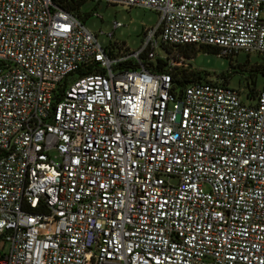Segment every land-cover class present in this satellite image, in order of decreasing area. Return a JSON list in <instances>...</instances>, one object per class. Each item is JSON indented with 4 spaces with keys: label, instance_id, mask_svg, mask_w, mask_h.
Masks as SVG:
<instances>
[{
    "label": "built area",
    "instance_id": "1",
    "mask_svg": "<svg viewBox=\"0 0 264 264\" xmlns=\"http://www.w3.org/2000/svg\"><path fill=\"white\" fill-rule=\"evenodd\" d=\"M92 1L160 19L125 51L55 0H0V264H264V87L174 92L142 58L264 55V0Z\"/></svg>",
    "mask_w": 264,
    "mask_h": 264
},
{
    "label": "rangeland",
    "instance_id": "2",
    "mask_svg": "<svg viewBox=\"0 0 264 264\" xmlns=\"http://www.w3.org/2000/svg\"><path fill=\"white\" fill-rule=\"evenodd\" d=\"M81 12H90L85 21L81 20L97 36L102 46L117 49L121 45L120 48L125 51L139 50L143 44L146 30L157 25L160 19L159 12L156 10L92 0H87L82 5ZM95 13L99 16H96ZM116 22H119L121 26L116 28ZM124 45L128 47L125 49ZM156 54L157 56L166 55L162 45L156 49ZM189 63L194 69L206 72L210 81L223 83L227 78L229 86L240 92L244 102L255 101L246 97L247 82L250 68L264 64L263 54L241 51L238 54L227 56L199 51L193 59L189 60ZM257 87L259 90L264 87V75L262 73L258 75Z\"/></svg>",
    "mask_w": 264,
    "mask_h": 264
},
{
    "label": "trees",
    "instance_id": "3",
    "mask_svg": "<svg viewBox=\"0 0 264 264\" xmlns=\"http://www.w3.org/2000/svg\"><path fill=\"white\" fill-rule=\"evenodd\" d=\"M56 3L67 11L79 16L82 20L85 21L87 17H89L90 12L82 13L81 7L87 0H55ZM163 48L166 51V54L169 56L163 57L158 55L155 60H148L146 57V53L142 54V58L144 59V63L148 69L152 72H163L168 71L171 75L173 81V91H182L189 85L196 83L209 82L208 74L201 70L194 69L189 63L190 59H193L194 56L197 55L199 51L207 52V53H215L220 54V50L213 46H205V45H180L177 49L162 44ZM177 51L184 60H181L179 56L175 53ZM231 56V55H227ZM173 60L175 62L174 65L170 64V61ZM129 66H133L136 68V63L134 61H129L127 63ZM95 64L94 66H89L87 69H80L74 74L75 77H82L89 73L100 72V68ZM249 79L247 82V94L246 97L248 99H255L260 92L258 89V75L262 73L264 75V64L252 66L249 72ZM226 77V76H225ZM223 82L225 85H229L227 78Z\"/></svg>",
    "mask_w": 264,
    "mask_h": 264
}]
</instances>
